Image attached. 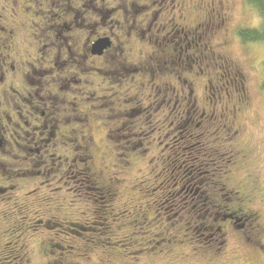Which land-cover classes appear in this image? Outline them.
I'll return each mask as SVG.
<instances>
[{
	"label": "flooded vegetation",
	"instance_id": "1",
	"mask_svg": "<svg viewBox=\"0 0 264 264\" xmlns=\"http://www.w3.org/2000/svg\"><path fill=\"white\" fill-rule=\"evenodd\" d=\"M191 9L196 18L187 22ZM227 9L220 0H0V264H31L37 245L42 264H83L86 248L100 250L81 242L94 228L114 240L108 248L123 243L155 258L159 246L160 259L188 261L177 253L184 241L170 232L181 210L158 223L160 189L171 177L155 186L140 181L132 188L140 197L122 204L116 196L123 182L116 162L124 169L130 163L117 159L116 143L156 126L159 134L165 125L181 130L185 118L214 159L209 208L237 196L240 220L230 227L264 250L259 215L250 208L260 193L261 150L239 144L247 87L224 51L239 25ZM241 170L245 185L225 192L231 173ZM176 207L171 201L163 211ZM102 213L103 224L94 227ZM226 227L204 240L213 243L209 261L227 257ZM184 228L195 237L202 225L182 217ZM113 260L115 254L107 264Z\"/></svg>",
	"mask_w": 264,
	"mask_h": 264
},
{
	"label": "rangeland",
	"instance_id": "2",
	"mask_svg": "<svg viewBox=\"0 0 264 264\" xmlns=\"http://www.w3.org/2000/svg\"><path fill=\"white\" fill-rule=\"evenodd\" d=\"M188 1L191 0H186V3ZM220 2H222V4L228 8L227 11L229 10V16L235 21L239 22L242 26L254 27L257 24V16L252 10L245 7L243 0H220ZM194 18H196V14L194 13L193 9H191L187 17V22H191ZM225 54L235 62L246 80L247 101L242 104V115L239 118V123L243 126L244 132L239 144L240 147H245L249 150L252 149L255 153L257 152V149L261 150V152L256 155H261V159L256 163L257 168L261 169L258 172L259 181L257 183L258 192L260 193L256 197L255 204L250 205V208L257 211L259 215L258 223L264 232V95L261 94V90L259 91L262 80L264 46L257 44L244 45L234 39L226 46ZM202 86L203 83L199 81L194 89V96L200 104L202 100ZM95 139L96 142H99V138ZM188 141L189 142H184V145H180L181 148L191 147L195 145V143H200L194 138V136L189 134ZM163 143L167 144V142ZM163 145H160V148L156 151H152V153L148 155V158L156 157L160 151H163ZM155 148L156 145L152 147L153 150ZM195 153H199V150L196 147L194 150V154ZM203 155V149L200 148V156L203 157ZM256 156L254 158H256ZM203 161L204 160H202V162ZM147 169V159L135 161L133 157H130L129 167L126 169H124V167L120 165L118 161L116 162V170L120 172L121 179L123 180L122 184L116 189V196L119 199V204H122L123 201L128 197H140L139 193L132 191V188L137 187L139 182L142 181L143 178H146L143 175L147 173ZM203 172L204 170H201L202 175L205 174ZM213 175L214 174L212 170H210V176L207 181L208 183L211 180V176L213 177ZM215 176L220 177V174L216 173ZM245 176L246 174L243 170L231 173L230 181H232V187L234 189H238L239 187L244 186ZM94 217V223H101L103 213L101 215L95 214ZM94 217L90 218L92 219ZM237 218L239 219V217ZM227 221L229 220L225 221V226H228L226 227L227 257L220 262L219 260H208V258L212 257V254L211 257L207 254V251L210 248L207 244H204L206 242L203 238L198 239V243H195L194 247L189 246L191 245V240L189 243L180 245V249L173 248L177 249L178 254H180L181 250H183L189 258L188 261L176 260V262H178L176 263L167 255V253L166 256L170 259H160V255L163 256L165 251L159 253V246L154 248L155 258H153L150 255H141L140 253H136L140 251L139 248L127 249L124 247L123 243L117 245L115 249L112 248V250L111 248L105 246L106 244L114 243V240H110L109 236L96 237L94 234L87 232V234L83 235V241L81 242H85L86 246L89 248L95 246L96 243L100 250L91 251L86 248V257L84 259L88 257V261L83 262V264H107L113 258L114 254L117 256V260H113L109 264H264V250L261 252L254 246L247 244L243 239H241V235L236 233L234 227H230V224H227ZM158 222L162 223V220L159 219ZM97 225L98 224H95L94 227ZM143 231L148 230L144 229ZM126 233H131V230ZM154 235H156L155 232ZM239 236L240 238H238ZM151 237L149 238V241ZM179 238L182 239L183 237L179 236ZM185 238L186 237L183 238L184 242L187 241ZM135 239L140 238L135 237ZM156 239H160V237H157ZM67 243L70 244L71 241L68 240ZM260 244L264 248V236H262ZM187 246H189V248H187ZM40 249V246L37 245L30 253L32 258L31 264H42L44 261ZM152 255L154 254L152 253ZM102 258L107 262L100 263Z\"/></svg>",
	"mask_w": 264,
	"mask_h": 264
},
{
	"label": "trees",
	"instance_id": "3",
	"mask_svg": "<svg viewBox=\"0 0 264 264\" xmlns=\"http://www.w3.org/2000/svg\"><path fill=\"white\" fill-rule=\"evenodd\" d=\"M243 4L246 8H249L255 13L258 22L254 27H244L238 22L239 25L235 30V38H233V40L235 39L244 45L257 44L264 46V0H243ZM233 22L237 21L233 19ZM230 60L232 59L230 58ZM236 67L239 69L237 65ZM259 91L264 95V61L262 63V80ZM185 119L186 120L183 125H181V130L176 131L174 129L176 124L173 126L165 125L164 131L159 134L158 129L160 128L161 131L162 127L156 126L154 127L156 130L154 129L150 135L146 137L130 141H120L119 143L117 142L116 144L119 145L117 148L119 149L116 151V157L121 163H128V159L130 162V157H133L135 161L147 159L148 171L143 175L146 178H143L142 181L145 179H152L155 181V183H153L154 186L160 185L164 176L165 179L171 177L170 180L161 187V189L159 187L162 191L160 194L165 198L164 206L162 207V210L159 211L161 215L159 219L162 221L166 218L171 219L177 210H181L177 217L176 223H178V225L176 229L171 228L170 230L172 231H169L178 236V243H181L180 241L184 240L183 238L180 239L179 236L185 235L183 232H186L187 234L185 240L187 241H185L184 244L189 243V241L192 240L190 243L191 245L189 246L194 247V244L198 243V239H206L207 236L211 235L214 230L225 227L226 220H229L227 221V224L240 220V217L236 214V209L241 207V205L237 202V196L234 195L229 197L230 200L228 202L220 204L216 203L209 208V191H207V189H211V182L208 183L207 181L210 176V170L214 169V166L211 168V165L214 164V159L211 161V159L207 156V152L203 149L201 141L196 138V135L191 133L193 130L192 125H190L191 120H187V118ZM136 123L140 125L139 120ZM165 127L168 128V131H165ZM188 134L194 136V138L200 143H195V145L191 147L181 148L180 145H184V142H189ZM163 142H167V144H164ZM116 144H114V146ZM155 145L156 148L153 150L152 147ZM160 145H163V151H160L156 157L148 158V155L152 153V151L159 149ZM195 147L199 150V153L194 154ZM200 148L203 149V157L200 156ZM202 160L204 161L202 162ZM176 161V167L174 169H170L172 164ZM205 161L208 162L207 164L209 166ZM201 170H204V175H202ZM213 174L215 173L213 172ZM155 178H157V180H155ZM213 181H220V179L216 178ZM228 190L235 189L231 185L224 191L227 192ZM225 192H220L219 194L223 195ZM89 198L92 200L91 195H89ZM209 200H211V197H209ZM171 201L177 204V207L172 209L168 214H165L163 210L171 207ZM198 206L202 209L200 213H196V210H193ZM205 207L208 209L205 210ZM182 217L183 219H186V222H192L195 218H199L202 228L197 236H192L190 232L191 229H181ZM237 217H239V219ZM94 224L99 225L103 223ZM94 229V232H89L94 234L96 237L102 236L98 229ZM234 230L237 232L235 228ZM179 233L182 235H179ZM204 244H207L208 247L213 245V243L209 242V240Z\"/></svg>",
	"mask_w": 264,
	"mask_h": 264
}]
</instances>
